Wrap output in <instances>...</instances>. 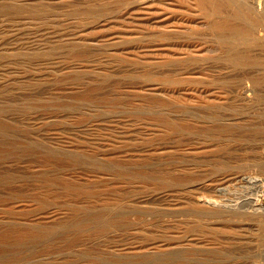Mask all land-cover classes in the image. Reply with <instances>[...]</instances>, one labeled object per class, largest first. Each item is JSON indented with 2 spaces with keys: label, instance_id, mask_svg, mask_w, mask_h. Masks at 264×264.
Masks as SVG:
<instances>
[{
  "label": "rangeland",
  "instance_id": "rangeland-1",
  "mask_svg": "<svg viewBox=\"0 0 264 264\" xmlns=\"http://www.w3.org/2000/svg\"><path fill=\"white\" fill-rule=\"evenodd\" d=\"M262 197L264 0H0V264H264Z\"/></svg>",
  "mask_w": 264,
  "mask_h": 264
},
{
  "label": "bare ground",
  "instance_id": "bare-ground-1",
  "mask_svg": "<svg viewBox=\"0 0 264 264\" xmlns=\"http://www.w3.org/2000/svg\"><path fill=\"white\" fill-rule=\"evenodd\" d=\"M259 7H260V5H259ZM255 201H254L253 207L256 209V211H258V212H264V197L258 198Z\"/></svg>",
  "mask_w": 264,
  "mask_h": 264
}]
</instances>
